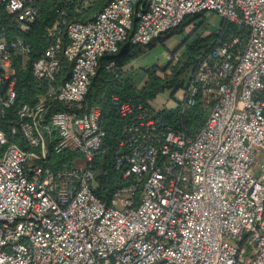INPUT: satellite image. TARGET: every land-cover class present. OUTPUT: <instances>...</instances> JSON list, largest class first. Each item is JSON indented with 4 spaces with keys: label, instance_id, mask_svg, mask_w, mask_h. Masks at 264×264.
Here are the masks:
<instances>
[{
    "label": "built area",
    "instance_id": "2783aa9c",
    "mask_svg": "<svg viewBox=\"0 0 264 264\" xmlns=\"http://www.w3.org/2000/svg\"><path fill=\"white\" fill-rule=\"evenodd\" d=\"M45 1L0 0V264H264V0H109L86 20L55 9L29 63L34 92L13 107ZM211 11L248 33L242 47L234 37L199 56L187 76L179 109L200 102L203 125L189 137L112 95L130 116L112 160L124 182L100 199L104 130L85 100L99 56ZM17 133L25 149L8 139Z\"/></svg>",
    "mask_w": 264,
    "mask_h": 264
},
{
    "label": "trees",
    "instance_id": "16d2710c",
    "mask_svg": "<svg viewBox=\"0 0 264 264\" xmlns=\"http://www.w3.org/2000/svg\"><path fill=\"white\" fill-rule=\"evenodd\" d=\"M77 1L46 0L42 4L41 17L34 22L32 30L27 36L31 44V52L25 70L18 71L17 74L15 84L17 98L13 107L23 103L34 92L30 84L29 63L40 55L43 47L47 44L43 28L56 19L55 9L64 8L68 13L67 20H86L109 0H87L80 6L79 11L75 9ZM205 14V12H198L185 16L177 28L169 33H181L183 36L178 48L168 53L171 59L169 62L163 66L151 65L145 70V79L141 86L137 87L132 83L137 70L129 68L128 64L137 59L145 51V48L153 46L157 41L161 42L162 37L148 44H132L124 40L119 43L117 52L99 56L96 72L90 78L85 100L89 105L97 106L100 109L99 124L104 130L102 148L95 157L96 168L103 167L107 170L105 175L99 177L96 195L100 199L108 202L113 190L124 182L120 171L114 169L112 160L119 147L121 129L130 122V116L118 114L116 107L111 103V96L115 95L121 101H128L136 107L141 104L143 109L151 112L153 108L149 101L154 99L158 93L170 91L172 98L177 89H184L183 78L193 72L199 56L212 50L218 44L230 42L234 37L239 39L236 46L242 47L244 45L248 33L244 25L220 18L216 25L217 28L205 34L209 27V23L204 18ZM187 28L189 30L185 33ZM110 61L113 62V69L105 67ZM68 66L69 62L62 59L61 76L64 75L63 78H66ZM206 115L207 109L200 102H196L194 106L186 108L183 112H180L179 103L173 107L164 104L161 108H157L155 117L160 119L163 126L172 127L176 131L179 130L191 137L203 125ZM4 128L6 127L4 126ZM8 139L20 147L26 148L20 133L8 134ZM70 155L69 152L54 154L51 156V163L53 166H57L59 162L68 159Z\"/></svg>",
    "mask_w": 264,
    "mask_h": 264
},
{
    "label": "rangeland",
    "instance_id": "374dc122",
    "mask_svg": "<svg viewBox=\"0 0 264 264\" xmlns=\"http://www.w3.org/2000/svg\"><path fill=\"white\" fill-rule=\"evenodd\" d=\"M205 20L209 23L208 24V31L205 32V34L211 32L212 30H215L217 28V24L219 23L220 17L215 12H206L204 16ZM189 30V28L186 29V32ZM170 32L162 35V41H157L153 46L145 48V51L141 54V59L137 57V60L132 62V65H135L138 67L139 62L140 63H148V64H158L160 66H163L166 62H169L171 59L168 56L169 52L174 51L176 48H178L181 39L183 36L181 33H174L169 34ZM184 33V34H185ZM204 34V35H205ZM164 56V58H163ZM162 58V59H161ZM170 59V60H169ZM173 61V58H172ZM137 69V68H135ZM187 80V75L184 76L183 82L185 84V81ZM167 99V106H176L178 102L183 97V88H179L176 90V92L173 94V97H170V91L164 92ZM162 95V93H158L156 99H154L151 103L152 105H155V102L157 98H159ZM164 95V94H163ZM165 104V103H164ZM162 103V105H164ZM260 159L256 158L254 163V171H257V165L259 163Z\"/></svg>",
    "mask_w": 264,
    "mask_h": 264
},
{
    "label": "crops",
    "instance_id": "0c3cea01",
    "mask_svg": "<svg viewBox=\"0 0 264 264\" xmlns=\"http://www.w3.org/2000/svg\"><path fill=\"white\" fill-rule=\"evenodd\" d=\"M162 37V36H161ZM138 58H140L141 59V55H139L138 56ZM163 58H164V56H163ZM162 59V58H161ZM135 60H137V59H135ZM134 60V61H135ZM134 61H132V62H134ZM131 62V63H132ZM128 64V66H129V68H133V69H135V68H137L136 70H137V74L134 76V78L132 79V83L134 84V85H136L137 87L138 86H141V84L143 83V81H144V79H145V70L147 69V68H149V67H151V65H155V63L154 64H148V63H140L139 62V64H138V67L137 66H135V65H132V64ZM156 65H158V64H156ZM165 92H167V91H165ZM162 93V95L159 97V98H157V100H156V102H155V105H152V101L154 100V99H156V97L154 98V99H152L151 101H149V104H150V106L153 108V109H156L157 110V108H161L163 105H162V103L164 104H167V99H166V95H165V93L164 92H161ZM164 94V95H163ZM158 95V94H157Z\"/></svg>",
    "mask_w": 264,
    "mask_h": 264
}]
</instances>
